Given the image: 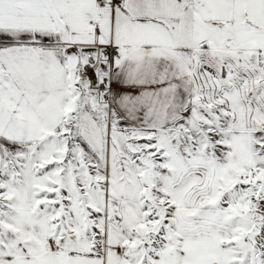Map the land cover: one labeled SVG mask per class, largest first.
Wrapping results in <instances>:
<instances>
[{"label": "snow or ice", "instance_id": "6c2138e0", "mask_svg": "<svg viewBox=\"0 0 264 264\" xmlns=\"http://www.w3.org/2000/svg\"><path fill=\"white\" fill-rule=\"evenodd\" d=\"M0 264H264V0H0Z\"/></svg>", "mask_w": 264, "mask_h": 264}]
</instances>
